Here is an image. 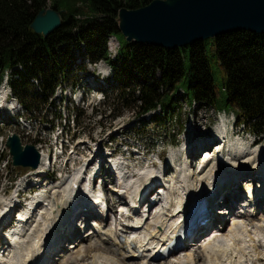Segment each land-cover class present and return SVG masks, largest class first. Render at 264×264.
Masks as SVG:
<instances>
[{"label":"trees","instance_id":"1","mask_svg":"<svg viewBox=\"0 0 264 264\" xmlns=\"http://www.w3.org/2000/svg\"><path fill=\"white\" fill-rule=\"evenodd\" d=\"M150 1L0 0V81L7 73L11 94L26 114L42 112L56 87L73 75L72 65L81 71L85 70L83 61L105 60L111 70V80L105 83L112 99L120 101L122 107H130L134 95L137 114L158 108L169 114L181 97L189 105L198 101L211 105L216 112L233 113L237 124L261 135L264 33L236 31L211 38L213 59L206 52L207 39L175 49L127 42L116 22L118 10ZM44 8L58 10L62 18L60 26L46 37L30 28L34 16ZM110 37H115L119 45L113 57L107 51ZM122 47L128 48L125 56ZM78 56L80 64L75 60ZM104 98L108 101L109 95ZM43 113L39 123H53L60 115L57 109L51 116L46 110ZM80 114L75 107L76 124ZM159 118L153 114L151 121Z\"/></svg>","mask_w":264,"mask_h":264},{"label":"bare ground","instance_id":"2","mask_svg":"<svg viewBox=\"0 0 264 264\" xmlns=\"http://www.w3.org/2000/svg\"><path fill=\"white\" fill-rule=\"evenodd\" d=\"M8 93L9 92L3 94L2 92V96H0V104H3L4 108L7 107L4 103L7 101L5 96ZM218 130H221V128L218 127ZM220 134V136L223 135L222 130ZM203 135L204 134H199V136ZM195 136V140L198 139L199 136ZM207 137H209V140L219 139L212 134ZM222 139H225L224 136ZM215 142V147L219 148L222 140ZM250 143L251 142L247 139L238 137L233 143L232 148L228 149V155L221 161L226 167L211 165L207 169L196 170L192 175L186 176V169L175 164L176 170L181 171L183 176L181 178L177 176L175 180H173V178L170 181L167 180L168 185H166L164 191L158 195L157 203L154 205H152L153 203L149 204V206H151L149 211L154 209L152 213L149 214V212L135 209L134 207L138 202L136 199L131 200L129 208L122 204L119 209L122 216H124V214L127 215L132 209L133 214L139 217L132 226L125 228L119 227L118 230H113L112 227L100 223L97 227L92 228V231L88 232L89 235L85 237H79L78 233L75 236H71L74 237V240L66 250H63L61 244L58 248L56 246L55 250L52 249L53 252L56 251L55 254L58 253L59 264H69L68 262H70V264H79L73 262L74 258L72 257L74 254L77 255L75 259L79 262L86 256L87 249L90 250L97 247L103 248L104 250L106 249V252L108 251L109 254L104 251L92 252L94 255L90 259H87L89 262H82L83 264H158L159 262L156 263L153 257V254L156 253L157 245H165L178 230L179 212L176 211L178 204H185L193 195L204 194L210 189L211 183L214 182L215 179H222L221 182H217L219 188H216V192L220 195L223 202L226 201V205L230 209L228 215H231L233 212L228 206V200L231 201V205L233 206L236 201L241 199L243 193L239 190L238 181L248 173L247 170L257 169L253 180L257 178L259 180V177L264 178V144L253 147L252 145L250 146ZM185 144L188 143L185 142ZM194 144L195 142H192V144L190 143V150L187 151L185 157L191 160V162L188 160L190 167H192L193 164L197 165L195 163L197 160L199 162L197 165L198 168L199 164L202 162V159L200 160L202 153L200 157L197 158L198 154H195V152L202 144ZM39 154L40 164L35 169L30 170V174L28 175L35 177V179L39 181L37 184H30L29 186L43 185V173L45 172L49 155L42 150L39 151ZM85 161L86 160L83 159L82 164L74 169V172L63 181H58V183L55 184H46L44 187L54 186L50 191H48L47 188L46 191H48V193H38L36 196L32 197L33 202H36L38 208V204L42 203L40 199L44 198L45 201L49 202L46 203L48 206L44 204L40 211L35 214L36 217L34 220L29 223L26 221L25 224L20 223V220H14L12 222L14 224L15 221H17L16 223L24 226V229L19 231L17 227V232L12 234V241L10 240L12 255L8 260H4L6 264H35V262L42 260L44 256L43 249L46 248V244L49 240L47 237L49 235H55L59 230V226L68 224V216L71 214L73 207L75 205L78 206L77 210L72 211L73 216L84 212L83 203L86 202L83 197L88 198V196L86 194L82 196V191L80 190H84L85 187L77 188L78 191L76 193V190L70 188V184L72 182H77L82 171L88 168L90 161ZM114 162L117 163L118 166V162ZM162 163L165 171L168 172L171 170L169 163L167 166L164 165V162ZM104 173L107 174L110 173V171L104 170ZM161 173L162 171H160V169H155V166L149 165L145 170L138 171L136 173L138 175L136 178H134V176L119 178V185L115 186L113 191L120 197V200L127 205L129 198L132 196L136 198L139 192L150 186L155 179L158 180V176ZM236 174L238 179L235 182L234 175ZM140 178L144 179L143 183H141ZM62 186L65 187L62 189ZM169 186H175V188H173L175 189V193H171L170 189H168ZM257 191H259V188ZM74 192L76 195L72 197ZM48 196H50V198ZM5 198L6 199H3V195L0 194V227L5 224L4 222L2 223L1 220L8 215V205L13 201V196ZM144 201H148L146 197L141 199V203ZM257 201L258 203H264L263 198ZM97 202H101V200L97 199ZM112 206L113 204H111V207ZM19 209H21V207ZM219 211L226 212V210ZM25 213H27V211H25ZM262 213H264V211ZM31 217H33V215H31ZM234 217L238 218H233L232 223L229 224L225 230H221L222 225L220 226L219 222L210 225V229L217 227L216 229L218 230H212L214 232L211 231L200 240H198V238L201 235L196 236L192 239L195 241L193 244L187 242L186 246L188 248L186 247L182 250L186 256L180 254L182 257L179 256L178 258H174V261L169 260V262H171L170 264H264V215L258 219H252L254 221H250L251 223L243 221L242 218H245L243 214ZM16 218L17 216L14 217V219ZM227 218L228 216L223 218L222 221H225ZM247 221H249V219ZM122 229L127 231L128 234L125 235ZM52 230L53 232L51 233ZM59 237H61V242L64 241V239L67 240L68 236L63 234ZM85 240L87 244L89 242L88 245L84 246H87L86 248H80L78 253L74 252L73 254L72 251H70L72 254L69 253L70 247L76 250L77 247L79 248V244L81 242L84 243ZM196 242L199 245H197L198 248L196 249L198 251L201 250V252L193 253ZM6 243H8V240L4 241V245ZM191 246L194 248H191ZM182 251L180 250L178 253ZM130 259H137L138 262H127ZM47 260V264H50L49 257ZM0 264H2V260H0Z\"/></svg>","mask_w":264,"mask_h":264},{"label":"rangeland","instance_id":"3","mask_svg":"<svg viewBox=\"0 0 264 264\" xmlns=\"http://www.w3.org/2000/svg\"><path fill=\"white\" fill-rule=\"evenodd\" d=\"M116 48H118V43L115 40V38L113 37L108 38L107 39V51L109 52V57L114 56L116 52ZM127 50H128L127 47L121 48V53L123 56H125ZM75 51L76 49L73 48L72 52H75ZM206 52H207V55L211 59H213L212 58L213 56L216 58V56L214 55L215 48H214V44L211 38H207L206 40ZM75 60L76 62H79L77 59ZM90 64L91 63L85 62V65H84L85 70H81V71L77 70L79 69V67H77L76 65H72L71 68L73 69V72L71 74L73 75L70 76L69 80L62 82L61 88L60 86L57 87L58 89L56 91V97L55 95L52 97L51 104L53 105V108H52V105L50 106L49 103L44 108L47 111V113L50 114V116H51L52 110H55V109L60 110L61 114H63V118L68 117L69 114L73 113V111L68 112V108L69 107L71 108L73 105L79 107L81 110V115L79 118V125L74 126V127L73 125L70 126L71 127L70 133L67 135V137L63 139V141H61L64 147H66L63 155H58L56 153L57 151H60V147H58V143L56 142L57 141L56 134L59 132V130H57L56 127L55 129L52 130L51 129L52 126L50 124L39 123L38 121L39 118L43 117L44 115L43 111H45L44 109H41L42 112L38 110L37 112L26 114L22 110L21 105L14 98L13 94H12V97H10L8 101L4 103L5 106L7 107L4 108V105L0 104V194L3 195V199H6L4 196L14 197L15 189L19 187H28V188L32 187V186H29L30 185L29 179L28 180L25 179L24 181L25 183L24 182L20 183V185L22 186H16L15 182L18 181L19 179H24L25 178L24 174L29 175L30 174L29 171L32 169L28 170V168H24L20 166H13L11 164V157L9 156L8 150L5 147V141L7 139V136L12 133H16L19 135L23 145L24 144H34L35 147L39 149V151L42 150L43 152H46L48 155L52 153L53 150H55V155H54L55 160L54 161L52 160L49 164L50 167L52 166L53 168L52 172L54 173H52V175H54V177H56V173L60 170V168L63 167V163L65 161L72 164L73 159H74L73 167H76V166L79 167V164L82 158L84 160L87 159L88 161L90 160V158H93L92 160H90V163L96 160L97 156L93 155L94 150L97 151L98 149H102V148L106 149L104 147V145H106V146H109L110 151L116 150L114 153L117 154L119 151H122V145L125 143L129 145L130 147H132V150H134L136 154L138 153L137 156L140 157V159H137V160L132 159V160L126 161V163L128 164L129 170L134 171V174L138 171L140 172L142 170H145L147 167H149L148 164H150V162L153 160H157L156 162L158 163V166H159L158 159L156 158L158 155L161 161L164 162L165 166H167L168 163H170L169 167L171 168V170L167 172L163 168L164 178L166 179L167 185H168L167 180L170 181L172 178L173 180H175L177 176L181 177L183 175L181 171L176 170L175 164H178L180 165V167H182V162L184 161V160L182 161V158L185 155H183V152L181 150L185 142L188 143V144H185V146L188 147L187 151H189L190 150L189 146H191L190 143L192 144V142H195V144L197 145L195 141V137H196L195 135L199 136V134H204L203 136H199L198 139H196L197 141L202 140V139H208L209 137L207 136L210 134L219 135V133L216 132V130H217V125L220 124V120L222 119H224L223 124L228 129H232L233 137H243L247 139L248 141L252 139L253 140L256 139L260 141L259 145L264 144V131L259 136H257L253 132H250L249 127L247 128L246 126L239 125V123L237 124V120L235 119V116L233 113H229V112L217 113L214 107H212L211 105H206L205 103L198 102V101H195L189 105L185 101V99L181 97H178L177 104L174 107V111L173 112L170 111L169 114H165V113L163 114V112H161V110L158 108L154 112L139 115L137 114L139 111V107L137 106L138 102H134L133 100L134 95L132 99H130L131 100L130 107L129 106L122 107L120 101H118L117 99L115 100L112 99V97L114 96H112L110 92L111 89L109 88L108 84L105 83V81H107L106 79L111 80V73H108V69L105 66L106 64L105 65L102 64L103 67H101L100 63L94 66L96 67V69H98V72H97L99 74L98 76L92 71V68L89 66ZM102 71L106 72L104 74H106L108 77L104 78L102 76L104 75ZM82 87L84 88L85 93L82 95V99L79 100ZM61 89L63 92L61 91ZM73 90L75 93H73ZM102 90L104 91V95L105 94L109 95V99L108 101H106V99L103 98L101 102H98V99L102 95L101 94ZM60 91H61V95L66 96L68 98L67 101L66 99L59 100ZM2 92L4 94L6 92H9V90H8L7 85L1 80V84H0V94L1 95L0 96H2ZM179 92L181 93L182 90H179ZM69 100H71V103L69 102ZM127 103L129 104V101ZM18 113H19V117L17 116ZM153 114H157L160 116V118L155 122L151 121V116ZM223 114H225L226 117L220 119V115H223ZM70 137H73V140L69 139ZM174 138H175V141H174ZM212 140H215V139H212ZM212 143L215 144L216 142L214 141L209 144V147L211 149L208 148V150H210V152L211 150L213 151L215 147V146L211 147ZM67 144L70 146H67ZM54 145H57V150L54 149ZM71 146H72V151H70ZM227 147L228 146L224 147L223 152H227ZM201 152L202 150H199V149L196 150L195 154H198L197 158L200 157ZM142 153L147 154L146 157L149 158L148 161L142 159L143 157ZM227 155L228 154H226V156ZM127 156H130L131 158L133 157L130 150L127 152ZM170 156L173 158L172 164L169 159ZM218 156L221 157L222 155L218 154ZM188 160L191 162L190 159H186L188 163H189ZM211 165H219L220 167H226L221 162L220 159L213 162ZM185 169L186 170L189 169V172L193 174L197 170V165L193 164V166L190 167V165L188 164ZM65 171H68L66 173L67 175H69L72 172V170L70 169V166H68L67 170ZM110 178L112 179V176H110ZM13 179L14 180L16 179V181L12 182L13 189L9 191L8 189L9 187H11L9 185L11 183V180ZM250 179H253V178H249V177L243 178L244 181L247 180L246 182H249ZM140 180H141V183L142 181H144L143 178H140ZM45 183L51 184L50 181L48 180ZM251 183L252 182L250 181L249 183L245 184L244 182L241 183L240 181L239 182L240 191H245L246 189H253L252 185H250ZM52 184H54V182ZM40 186L42 187L38 188L39 190L38 193H43V194L45 192L48 193V191H50L51 188L54 187V186L43 187V185H40ZM64 187L65 186H62V189ZM104 187L106 188V191L107 190L109 191L110 189L109 195L112 199H114L111 193V189L114 187V185L111 184V187H109V185L108 187L106 186ZM47 188H48V191H46ZM173 188H175V186L174 187L169 186L171 193L172 192L175 193V189ZM38 193H36L34 196H36ZM25 196L27 195L25 194ZM50 196L48 197L50 198ZM32 197L30 198L32 199ZM44 202L45 200L43 198L41 206H39V208L43 207L44 204L45 206H48V204L46 203H49V202L48 201H46V203ZM228 206L232 209L231 201L229 200H228ZM256 215L257 216L255 218L258 219L262 215H264V213H262L261 211H257ZM245 218H247V220L249 219V221L244 219V221L246 222L250 223V221H254L252 220L253 218L251 219L248 217H245ZM230 220H231V217L226 219V221L223 223L224 226H222V229H227L228 225L232 223V221ZM112 222H113V217H111V222L110 220H107L104 223L111 224ZM215 230H218V229H215ZM52 232L53 230L51 231V233ZM11 234H13V232ZM11 234H9V236ZM9 239L12 241V235L9 237ZM65 241L66 240L64 239L63 242ZM85 242L84 243L81 242L79 244V248L77 247L76 250L70 247L71 249L69 248V253H71L70 251H72L73 254L74 252L78 253V250L80 248H86L87 246L86 247L84 246L88 245L89 242L88 244L86 240ZM191 243L193 244L194 242L191 241ZM197 245L198 243L196 242L193 253L195 252L198 253L199 251L201 252V250L198 251L196 249L199 246ZM194 247L191 246V248H194ZM63 250H66V249L64 248ZM90 250L88 249L86 250V256H84L83 260H80L79 262L76 261L75 258L77 255L74 254V256L72 257L74 258L73 262L83 264L85 261L89 262L87 259H90L94 255V253L92 252H96V251L106 252V249L104 250L103 248H100V247L90 249ZM106 253H108V251ZM183 253L184 252L182 251L181 253L176 254V257L175 255L174 257H172L173 256L172 255L162 260H158L160 262L158 263L156 261V263L170 264L171 262H169V260L174 261L173 260L174 258H178L179 256L181 257L180 254H182V256L184 255L186 256V254L185 253L183 254ZM11 255H12L11 253L9 255H6V257H4V260H6L7 256L10 257ZM127 262L134 263V262H138V260L137 259L129 260ZM59 263L60 261L59 259H57L54 261L52 260L50 264H59ZM68 263L70 264V262Z\"/></svg>","mask_w":264,"mask_h":264},{"label":"water","instance_id":"4","mask_svg":"<svg viewBox=\"0 0 264 264\" xmlns=\"http://www.w3.org/2000/svg\"><path fill=\"white\" fill-rule=\"evenodd\" d=\"M58 10L44 8L30 23L34 33L46 37L61 24ZM116 22L127 42L175 49L220 34L248 31L264 33V0H151L137 8L121 7ZM5 147L13 166L35 169L40 154L16 133Z\"/></svg>","mask_w":264,"mask_h":264}]
</instances>
